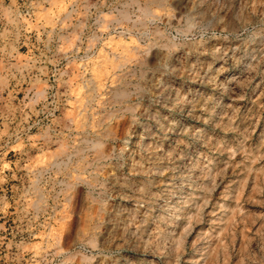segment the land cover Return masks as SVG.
Segmentation results:
<instances>
[{"label":"rangeland","instance_id":"obj_1","mask_svg":"<svg viewBox=\"0 0 264 264\" xmlns=\"http://www.w3.org/2000/svg\"><path fill=\"white\" fill-rule=\"evenodd\" d=\"M0 264H264V0H0Z\"/></svg>","mask_w":264,"mask_h":264}]
</instances>
